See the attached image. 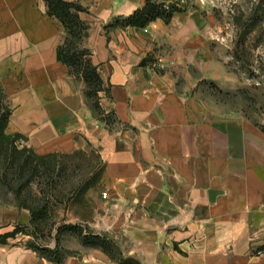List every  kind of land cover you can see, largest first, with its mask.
<instances>
[{
	"label": "crops",
	"instance_id": "1",
	"mask_svg": "<svg viewBox=\"0 0 264 264\" xmlns=\"http://www.w3.org/2000/svg\"><path fill=\"white\" fill-rule=\"evenodd\" d=\"M70 1L85 8L82 45L108 89L99 104L113 112L110 124L94 116L84 81L58 59L65 28L46 2L0 0L5 131L23 134L37 154L93 151L103 167L85 190L87 213L72 207L57 225L105 232L141 264H264V131L200 91L211 68L203 14L186 5L168 21L105 27L145 0ZM159 57L164 69L152 66ZM30 219L27 207L0 196V235L17 228L0 243V264H54L28 247L56 245L34 239ZM65 234L60 264H114Z\"/></svg>",
	"mask_w": 264,
	"mask_h": 264
},
{
	"label": "rangeland",
	"instance_id": "2",
	"mask_svg": "<svg viewBox=\"0 0 264 264\" xmlns=\"http://www.w3.org/2000/svg\"><path fill=\"white\" fill-rule=\"evenodd\" d=\"M178 1L183 6L198 9L203 14L204 22L209 25L208 33L205 32V42L209 40L210 79H204L203 84H200V91L210 99V104H217L227 110V113L236 112L264 131V0ZM202 72L204 70H199V73ZM17 142L19 148L25 144L24 139H17ZM55 159L60 162L61 170L56 167L54 171L60 172V176L53 174L59 177L61 182L54 185L53 192L60 194L77 192L81 181L90 176V173H86L89 164L96 162L95 158L89 155H77L74 158L57 155L56 158H51ZM39 163L43 165L42 161ZM0 164V196L4 200L14 201L17 197L16 190L21 188V200L42 203V194H47L49 190L43 182L37 185L36 181L31 179L20 187L18 185L22 179L18 181V171L14 166L17 160L14 158L11 168L6 167L4 161ZM27 176L29 175L23 176V180ZM90 189L91 187L86 191ZM85 196L84 192L80 195L81 199L73 203H52L51 199L45 221L46 226L51 228H44L38 237L45 241L55 239L53 229L56 228L57 222L70 218L72 207L74 211L87 213L82 204V200L87 198ZM65 236V233L59 234L58 240Z\"/></svg>",
	"mask_w": 264,
	"mask_h": 264
},
{
	"label": "trees",
	"instance_id": "3",
	"mask_svg": "<svg viewBox=\"0 0 264 264\" xmlns=\"http://www.w3.org/2000/svg\"><path fill=\"white\" fill-rule=\"evenodd\" d=\"M47 5V12L57 17L65 28V36L63 40L57 46V57L60 61L65 63L68 67V71L76 77H81L85 83L84 93L88 103L92 109V112L96 118L103 121L105 124H110L115 120L112 111L104 113V109L99 104V91L105 90L108 93L107 87H103L102 80L97 72V68L92 64L90 60V50L82 45V38L86 34L87 24L80 19L78 11L84 10L77 1L70 0H44ZM183 4L178 0H145L144 4L135 8L130 14L126 16H115L105 27L114 26H136L145 27L150 21L155 18H162L164 21H168L175 11H181ZM11 112L10 104L6 98V94L0 86V162L4 161L5 166L11 168L14 163V158L17 160V164H14L15 170L18 171V181L23 180V176L29 175L19 183L21 187L23 184H27L31 179L36 181L39 185L43 182L49 189L47 194L43 193L42 203L35 204L21 200L19 194L21 188L17 189L15 194L17 197L14 202L19 206H25L29 209L31 214V227L34 239L41 236L44 228H51L46 226L48 204L51 199L52 203L56 202H72L79 201L80 195L89 187L96 185L98 178L102 172V165L98 160L97 154L93 151L86 153L84 150L77 149L71 153H47L37 154L30 146L23 144L20 148L17 146V139H26L23 134L18 132L7 133L5 131L8 123L9 115ZM263 130V129H262ZM14 153H17L14 155ZM57 155H62L67 158H74L77 155L85 157L87 155L95 158L96 162L90 163L87 174L92 173L90 176H86L81 181L80 187L77 188V192L73 194V191L66 193H54V185L61 182L59 177L57 178L53 173L60 176V172H55L56 167H59L60 162L55 159ZM48 159V160H47ZM90 160V159H89ZM42 161V164L39 163ZM91 161V160H90ZM1 165V164H0ZM42 166V167H41ZM65 168V167H64ZM28 172V174H26ZM41 189V188H40ZM33 201L35 199L33 198ZM17 228L12 231L0 235V243L5 242V239L9 235H13ZM70 233L77 235L82 244L99 247L103 250L114 264H141L139 260L132 256L124 255L120 247L107 236L105 232L96 233L84 228L77 223H60L55 228L56 245L49 247L47 245L38 244L34 240H28L27 245L34 249L38 254L50 259L54 264H60L62 261V252L58 247L59 234Z\"/></svg>",
	"mask_w": 264,
	"mask_h": 264
},
{
	"label": "built area",
	"instance_id": "4",
	"mask_svg": "<svg viewBox=\"0 0 264 264\" xmlns=\"http://www.w3.org/2000/svg\"><path fill=\"white\" fill-rule=\"evenodd\" d=\"M203 1V0H200ZM174 61L170 60V62L168 64H173ZM152 66L156 69H164L166 67V63L162 60V58H157L153 63ZM99 103H100V96H99ZM109 112V110H104V113ZM102 197H107L106 192L102 191L101 192Z\"/></svg>",
	"mask_w": 264,
	"mask_h": 264
}]
</instances>
